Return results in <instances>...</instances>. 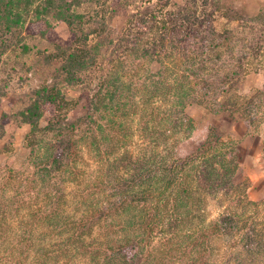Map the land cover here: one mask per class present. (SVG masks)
Listing matches in <instances>:
<instances>
[{
  "label": "trees",
  "instance_id": "trees-1",
  "mask_svg": "<svg viewBox=\"0 0 264 264\" xmlns=\"http://www.w3.org/2000/svg\"><path fill=\"white\" fill-rule=\"evenodd\" d=\"M217 15L251 19L226 0H0V74L38 81L0 118V138L31 127L0 166V264H264V198L235 182L236 144L187 112L246 123L264 153V86L234 87L262 50Z\"/></svg>",
  "mask_w": 264,
  "mask_h": 264
},
{
  "label": "rangeland",
  "instance_id": "rangeland-1",
  "mask_svg": "<svg viewBox=\"0 0 264 264\" xmlns=\"http://www.w3.org/2000/svg\"><path fill=\"white\" fill-rule=\"evenodd\" d=\"M173 2L177 5H184L185 0H173ZM230 4L235 16L250 17L252 19L256 14H261V18L258 20H240L238 17L236 21H229L231 24H227V19L219 15L216 16V24L218 26L226 25V27L234 28L241 34L247 32L251 36L250 40H253L259 48V52L262 50L261 53H258L255 64L248 69V73L243 75L236 86H234L239 94L251 95L264 86V0H226V5L229 6ZM197 5H201V2H198ZM123 23L124 20L122 18L114 22L118 29H121ZM246 26L251 27L252 30L248 31ZM57 32L62 38H67L69 35V30L65 24H58ZM32 60H34L33 63L35 64L36 60ZM6 63L5 69L10 72L13 62L6 60ZM32 73L37 74L35 72ZM47 73L48 69L42 67L37 77L42 80ZM27 75V73L15 74L10 82L7 75L0 74V118L3 114H7L10 119L13 118L22 107L20 97L28 96L31 90L38 85L35 77L28 78ZM71 96L75 98L78 93L73 91ZM187 112L194 119L199 129L207 127L217 128L225 139H229L236 144L240 168L235 177V182L247 185V196L250 200H262L264 198L263 138L251 136L246 123L231 120L227 115L213 113L204 107L190 106ZM42 124L44 125V122ZM30 129L29 125L14 123L13 120L7 124L6 132L2 131L4 136L0 138V146H3L0 149V166L6 164L18 166L22 162L26 155L22 140ZM216 203L212 199L208 201L206 213L210 220L218 218L222 213Z\"/></svg>",
  "mask_w": 264,
  "mask_h": 264
},
{
  "label": "crops",
  "instance_id": "crops-1",
  "mask_svg": "<svg viewBox=\"0 0 264 264\" xmlns=\"http://www.w3.org/2000/svg\"><path fill=\"white\" fill-rule=\"evenodd\" d=\"M3 146H0V149H2Z\"/></svg>",
  "mask_w": 264,
  "mask_h": 264
}]
</instances>
